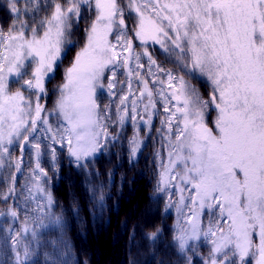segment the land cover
<instances>
[{"label":"snow or ice","instance_id":"snow-or-ice-1","mask_svg":"<svg viewBox=\"0 0 264 264\" xmlns=\"http://www.w3.org/2000/svg\"><path fill=\"white\" fill-rule=\"evenodd\" d=\"M95 3L98 15L86 29V44L65 71L66 82L52 110L63 121L55 128L48 115H42L46 111L40 103L44 78L54 73L62 53L75 47L73 29L81 19L82 5L91 6L90 0H7L4 5L11 15L10 22L0 23V167L7 159L14 169L10 177L15 183L28 152L25 183H37L26 187L28 195L24 200L38 192L50 207L54 203L52 193L38 183L42 178L45 183L49 180L41 155H50V169L54 168L59 144L61 149L66 148L75 166L84 171L90 158L118 139L119 134L109 131V124L122 126L127 119L135 129L129 141V156L134 160L141 148L140 133L147 137L155 128L168 141L162 145L167 150V161L160 149L155 152L154 159L160 161L156 191L175 188L179 193L176 201L170 193L166 208L175 207L185 216L184 225L170 234L180 253H191L185 257L186 264H193L202 245H207V252L200 264H264V0H126L127 10L138 16L131 36L120 0ZM146 19L154 28L150 38L175 56L185 75L193 79L206 76L211 82L207 98L184 76L157 64L147 50L143 53L148 60L147 75L154 79L150 82L139 71L146 66L140 63L141 54L134 53L133 41L146 43ZM110 35L114 40H109ZM29 57L39 58L38 67L24 79L27 73L22 69ZM117 69L126 70L125 79L118 78ZM6 70L19 76L24 88L36 90L32 92L36 97L34 106L21 88L10 90ZM134 80L141 86L134 88ZM149 83L162 87L154 92ZM125 84L126 92L122 87ZM118 87L122 94H118ZM98 89L119 100L114 118L109 116L113 105L98 102ZM154 96L161 98L163 107L160 127H155L152 119ZM210 110L216 113L212 126L206 122ZM36 133L50 134L43 136L48 143L42 145ZM12 145L16 155L9 147ZM181 163L182 170L176 171ZM87 182L94 207L102 211L104 184ZM16 195L14 187L0 188V200ZM185 208L187 213L183 212ZM203 210L213 217L206 228L198 223ZM28 211L42 212L44 205L26 209L18 229H13L11 223L0 229L5 233L0 264H28L32 260L34 250L23 236L30 234L36 242L37 232L30 225L40 226L43 222L39 218L30 222ZM0 215L15 221L20 211L8 205L7 212ZM61 221V217L55 218V223ZM159 232L157 228L146 239H155ZM49 243L53 251L45 253V264H61L65 254L62 264H68L72 255L68 242L61 239L58 246L55 241ZM74 264L89 261L77 256Z\"/></svg>","mask_w":264,"mask_h":264},{"label":"trees","instance_id":"trees-1","mask_svg":"<svg viewBox=\"0 0 264 264\" xmlns=\"http://www.w3.org/2000/svg\"><path fill=\"white\" fill-rule=\"evenodd\" d=\"M47 2V0H45ZM121 5L125 7L124 17L125 24L128 26V35H132V29L138 23V16L135 11L127 10L126 0H120ZM163 2H170V0H163ZM7 0H0V23L10 22V12L6 10L4 5ZM82 5L81 19L73 29L72 41L75 47L71 52H64L62 59L57 62L55 72L63 69V66L69 62L65 67H69L72 63L73 57L86 44V29L88 25L95 20L98 15L96 4L93 3ZM44 13L42 12L41 15ZM132 14V15H131ZM131 15V16H130ZM154 34L152 23L146 19L144 25V39L146 43L143 45L139 39L133 41L134 53H140V63L146 67L139 69L145 74V78L150 82L154 79L148 76L147 72V57L143 55L147 50L151 53L157 64L165 69H170L175 72L177 76H184L185 80L189 81L193 87L197 88L200 95L207 98L212 86L196 76L193 79L190 75H185L180 70L176 63L174 55L165 52L160 44L155 43L150 37ZM109 40H114L110 35ZM128 55L127 52L124 53ZM38 57L36 60L29 57L25 60L24 69L22 72L27 73L24 79H28L31 73L38 67ZM87 62V58H85ZM131 66L135 62L130 60ZM155 71V67L152 69ZM107 72V70H106ZM126 70L117 69L118 78L125 79ZM8 85L11 91L21 88L26 98L33 101V106L36 97L32 95L33 90H28L23 87V80L19 76L7 73ZM60 74V75H59ZM107 75H111L107 72ZM158 77L166 80L167 77L161 73H156ZM54 78V80H53ZM56 78V79H55ZM19 81V83H17ZM65 76L62 73L55 74L46 82L44 94L41 96V102L44 105L45 113L47 114L49 123L55 128L58 124L63 123L62 118L59 117L52 110L55 107L56 101L60 96V87L65 83ZM107 81H105V84ZM138 81H133V87H140ZM124 91H127V85L122 86ZM159 84L149 83V88L155 90L161 88ZM167 88V85H163ZM118 94L119 87L117 88ZM138 95V93H137ZM96 98L101 104L111 103L113 106L109 111V116L115 117V105L119 103L116 97H108L105 90L98 89ZM156 100V109H153V124L155 127H160V119L164 115L161 98L154 96ZM147 103V100H144ZM173 104L176 102L173 100ZM139 110H143V105ZM214 111V110H210ZM210 115L206 118V122L210 125ZM140 127H144L140 125ZM109 131L113 134H119L118 139L110 141L107 148L102 153L94 158L89 159L88 167L81 171L75 166L71 157L67 155L66 148L61 149L59 144L57 147V160L54 168L50 169L51 156L41 155L40 161L46 170H49V180L45 183L42 178L38 183L40 186L47 187L51 193L54 203L49 207L46 204L45 198L39 194L29 199L24 200V196L28 195L26 187L31 186L34 181L25 183L28 177V170L24 165L28 164V152L25 153L24 165L21 171L16 174V182L13 183L10 173L14 171L7 163L0 167V188L14 187L17 195L10 197L8 200H0V212L6 213L7 206L11 205L20 211V218L13 221L7 215H0V229L7 228L9 223L12 224L13 229H18L25 217L26 209H35L38 205H44V211L31 212L28 211L30 222L33 218L42 220V225L37 226L31 224L37 232V241L33 242L31 235L23 236V240L28 242L30 247L34 250V256L28 264H45V253L53 251L50 241L57 242L61 239L66 240L72 249L71 258H68V264H74L76 257L81 260L87 259L89 264H186V256L191 253L185 250V253H180L175 247L171 234L179 230L178 226L185 223V216L178 213L175 207L166 208V201L172 193L173 201L179 199V193L175 188H166L163 192L156 191L157 182L159 179V159H154L155 152L160 149L167 161V150L162 145L168 143L163 140L155 132V128L151 131L149 136H145L143 132L140 133L141 148L134 160L130 159L129 149L131 140L135 129L130 120H125V123L120 126L117 124H109ZM166 131V129H164ZM41 137V143L46 144L48 141L43 140L47 133H36ZM15 139V138H14ZM174 140V137L172 138ZM13 148V155H16L15 145L9 146ZM34 157V153H32ZM183 164L181 163L176 171H181ZM92 173L98 175L93 176ZM87 181H92L93 184H104V207L103 210L99 206L94 207V202L91 199L92 193L88 191L90 185ZM175 183V181H173ZM190 187V186H189ZM35 192L36 189L34 188ZM99 196V190H97ZM186 202L190 203L187 200ZM188 209H183L187 213ZM78 213V214H77ZM61 217L60 224L55 223L56 217ZM210 217L206 210L200 212L198 223L201 227H207ZM157 228L160 229L158 236L155 239H146ZM5 233L0 231V259L3 258L5 249ZM10 244V241H9ZM207 252V245L201 246V252L193 257V264H200L203 255ZM10 255V253H9ZM67 255L61 257V264Z\"/></svg>","mask_w":264,"mask_h":264},{"label":"rangeland","instance_id":"rangeland-1","mask_svg":"<svg viewBox=\"0 0 264 264\" xmlns=\"http://www.w3.org/2000/svg\"><path fill=\"white\" fill-rule=\"evenodd\" d=\"M90 3H93V5H94V7H95V0H90ZM132 15V14H131ZM130 15V16H131ZM64 53V52H63ZM62 53V54H63ZM61 59H62V56H61ZM60 61V60H59ZM58 62V61H57ZM69 62H67L65 65H67ZM64 65V66H65ZM64 66H63V69L62 70H60L59 72H57V73H62L64 76H65V71H66V69L68 68V66L67 67H65L64 68ZM56 69V68H55ZM55 71H54V73H52V74H49V76H46L45 78H44V89H45V86H46V82H47V80L49 79V78H52L55 74H57ZM60 75V74H59ZM198 76V75H197ZM198 77H200L202 80H204V81H206L207 83H208V85L209 86H211V82L207 79V77L205 76V77H201V76H198ZM56 79V78H55ZM53 80H54V78H53ZM40 103L42 104V102H41V100H40ZM215 116H216V113H215V111H210V119H211V121L212 120H214L215 119ZM211 121H210V125H211ZM212 126V125H211Z\"/></svg>","mask_w":264,"mask_h":264}]
</instances>
